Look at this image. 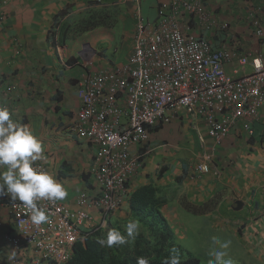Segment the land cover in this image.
I'll use <instances>...</instances> for the list:
<instances>
[{
    "label": "crops",
    "instance_id": "0c3cea01",
    "mask_svg": "<svg viewBox=\"0 0 264 264\" xmlns=\"http://www.w3.org/2000/svg\"><path fill=\"white\" fill-rule=\"evenodd\" d=\"M160 1L140 0L147 20H157ZM208 6L220 20L232 18L240 53L264 49L244 19L245 0H209ZM90 10L108 13L106 25L76 34V21ZM135 11L133 0H0V105L7 106L12 118L28 125L43 142L47 159L39 162L66 187L68 196L61 202L71 206L76 205L82 189L93 190L90 170L96 149L72 131L81 104L78 80L87 68H112L128 60ZM211 37L216 47L233 43L226 32ZM119 42L130 47L123 62L109 53L117 50ZM236 64L233 58L227 70L233 73ZM179 114L168 124L152 127L146 147L134 148L143 154V165L128 182L129 194L147 184L156 186L166 203L163 212L172 224L177 221V208L170 199L184 209L188 203L202 204L204 216L216 212L215 217L235 219L238 224L246 219L245 208L254 206L256 213L264 215V105L251 121L252 135L238 122L221 143L209 136L202 118L184 111ZM206 153L214 154L211 171L198 174L194 167ZM127 209L123 206L115 216L125 215ZM1 221L13 227L6 205L0 208V233L4 229ZM239 227L246 234L261 235L254 230L260 229L258 224L253 229L244 221ZM14 254L0 239V264ZM31 255L32 251L26 258Z\"/></svg>",
    "mask_w": 264,
    "mask_h": 264
},
{
    "label": "built area",
    "instance_id": "2783aa9c",
    "mask_svg": "<svg viewBox=\"0 0 264 264\" xmlns=\"http://www.w3.org/2000/svg\"><path fill=\"white\" fill-rule=\"evenodd\" d=\"M133 1L137 21L128 61L86 74L79 83L81 106L73 129L96 147L91 168L96 187L91 194L82 192L75 207L39 201L49 215L40 226L31 222L30 210L19 201L7 204L0 197L15 225L2 238L20 252L32 250L36 262L68 261L82 231L97 224L94 213L105 217L124 201L127 182L142 165L132 145L149 140L146 125L168 123L184 111L205 119L210 134L221 140L238 120L246 121L252 132L248 119L257 117L264 105V49L244 55L235 46L216 47L211 36L228 32L231 21L220 20L209 0H161L155 21L143 16L140 0ZM248 2L247 19L264 48V0ZM235 57L230 73L226 64ZM256 58L261 59L259 68ZM212 156L206 153L197 162L198 174L211 170ZM8 264H17V259Z\"/></svg>",
    "mask_w": 264,
    "mask_h": 264
},
{
    "label": "clouds",
    "instance_id": "9594fccd",
    "mask_svg": "<svg viewBox=\"0 0 264 264\" xmlns=\"http://www.w3.org/2000/svg\"><path fill=\"white\" fill-rule=\"evenodd\" d=\"M248 1L249 0H245V4H246L245 14H247V10L250 7ZM254 3H255V0H254ZM158 5H159V3H158ZM157 9H158V7H157ZM90 11H92V10H90ZM88 13H89V11L86 12L83 17H81L80 19H78L76 21L75 29H73V30H75L76 34L82 35L85 32H88L90 30H94V29L98 28V26H97V27L92 28V29H87V30H83V31L79 30L78 22L81 19H83L85 16H87ZM244 19L248 23V27L250 28L252 35L257 39L256 35L253 32L252 26L250 25V23L247 19V15L244 16ZM226 20L232 21V18L225 19V21ZM100 26H104V25H100ZM219 33H222V32H219ZM226 33L228 34V36L229 35L232 36L231 42L233 41V43H230L227 46H229V47L235 46L237 53H240L238 48H237L238 34L236 32H234V30L232 29V25H231V28L229 29V31ZM86 44H88V43H86ZM132 48H133V45H132ZM131 53H132V49H131L129 56L131 55ZM240 54L248 55V53H240ZM249 54L252 55V53H249ZM234 60H235V62H237L236 57L234 58ZM126 62H124V63H126ZM87 63L90 64L89 62H87ZM124 63H121V64H124ZM253 63L255 64V66L257 68H259L261 66V59L256 58L253 61ZM121 64L114 65L112 68H114L118 65H121ZM90 65H92V64H90ZM248 65H250V64H248ZM101 69H110V68L100 67L97 69H93V68L85 69L81 73L80 78L78 80V90H79V83L83 79L84 75L97 72ZM13 88L14 87H12L11 89H13ZM78 90H77V94H78ZM80 101H81V99H80ZM80 106H81V104H80ZM259 113H260V111H259ZM77 115H78V113H77ZM258 115H257V117H258ZM12 116H13V113L7 106L0 105V197H3V202H5L7 204H8V200H11L13 203H15L16 201H19L24 207H26L27 209L30 210L31 222L36 226H40V225L47 223L49 221V215L46 213V210L43 207L38 206V202L44 201V200L50 201V202H56V201L61 202L67 198L68 190L60 181H58L55 178V176L51 172H49L47 170L45 164H43L42 162H39V161H44L47 159V157L44 154L45 153V146H44L43 142L40 140V138L37 135H35V133L31 130V128L28 125L20 124V123L16 122L12 118ZM196 117H198V116H196ZM257 117H255L253 119H248L249 128L251 129L252 132H250L245 127L246 121H244V120H238L235 125H237L238 122H241L243 124L245 130L247 132H249L250 135H252L254 132V129H253V125H252L251 121L255 120ZM200 118H202V117H200ZM76 120H77V116H76ZM125 120H126L125 118H122V120H121L122 123ZM203 120L205 121V123L207 125V132H208L209 136L212 137L213 139H215V141L217 143H221L231 133L232 129L235 127V125H234L231 128L229 134L225 138L218 140L210 134V132H209L210 127H209L207 121L205 119H203ZM170 122H168V123H170ZM168 123H165V124H168ZM162 125H164V123H158L157 125H146V130L149 134V140L145 143H138L136 145H132V151L134 153H136L137 155H139L140 160L142 162V165H143V154L135 152L134 148L136 146L146 147V145L149 144L150 138H151L150 129L152 127L156 128V127L162 126ZM73 127H74V125H73ZM73 127H72V131L78 136L77 132L74 131ZM212 155L214 156L213 153H212ZM213 156H212V161H213ZM37 163H41L44 166V168L41 167L40 165H38ZM141 166L139 168H141ZM91 168H92V166H91ZM194 170L198 173V171L196 170V165L194 167ZM90 174H91V177L93 179V188L92 189H94L96 187V185H95V181H94L93 174H92L91 170H90ZM128 182H127V193H126V197H125L124 201L119 205V207L114 212L111 211L110 213H107L105 217L102 216L101 214H98V212L94 213L98 222L93 227H95V228H99V227L100 228L101 227L106 228L108 226V223H109V217L115 216L116 211H118L120 208H122L125 205L128 206V209L126 210L127 211L126 214H129V212H130L129 200H130L132 194L130 195L128 192ZM85 191H87L91 194V190H89V188H84L80 191L79 195ZM79 195H78V197H79ZM5 196L10 197V199H8V197L6 198ZM78 197H77V199H78ZM77 199H76V204H77ZM5 203H3V205H6V207H7V204H5ZM61 203H63V202H61ZM241 203H242V201H241ZM64 204L69 205L66 203H64ZM75 206H73V207H75ZM0 208H1V206H0ZM162 212H163V209H162ZM163 214H164V212H163ZM125 215H123V216H125ZM123 216H121V217H123ZM164 216H165V214H164ZM166 219L169 221L170 224L172 223V222H170V220L167 217H166ZM104 220H105V222H103ZM12 222H13V220H12ZM103 223H105V224H103ZM3 224H4V229L0 233V239L6 245H8L5 242L4 238H2V236L4 233H6L7 230L10 232L14 231L15 225H14V222H13V227H11V226L7 227L6 222H4ZM6 227L8 229H6ZM93 227L91 229H93ZM91 229H89V230L86 229V231H82V235L79 237V239L76 241V243L80 239H82L84 234L88 233ZM125 232H126V235H124L119 229H115V228L109 229L106 236L102 235V236L96 238V243L99 244L101 247H105L108 249H112L114 247L119 248L121 246H124V245L129 243V240H134L140 234V221L138 219H129V221L125 225ZM211 239H212V244L214 246H218V247H214L213 250L210 251L209 255L213 259L209 260V264H232V261L230 259H225V257L228 255L226 250L229 248L231 242L230 241H221L216 236H213ZM76 243H75V245H76ZM75 245H74V248H75ZM74 248H73V254H74ZM13 250L15 251V254L11 257V259L6 264H8L13 258L17 259V264H43V263L57 264L55 262L52 263V262H48V261L42 260V259L40 261L36 262L35 261L36 254L34 252H32V255L30 256V258L27 259L26 257H28L31 254V252L28 251L29 250L28 248H26V250L22 251V252L14 249V248H13ZM26 251H28V252L26 253ZM73 254H72V256H73ZM15 255H17V256H15ZM18 260H20V261L18 262ZM69 260L62 263V264H67L69 262ZM137 264H150V259L148 257H145V256H139V257H137ZM163 264H181V255H180L179 250L177 248L170 249L169 255L164 259Z\"/></svg>",
    "mask_w": 264,
    "mask_h": 264
},
{
    "label": "trees",
    "instance_id": "16d2710c",
    "mask_svg": "<svg viewBox=\"0 0 264 264\" xmlns=\"http://www.w3.org/2000/svg\"><path fill=\"white\" fill-rule=\"evenodd\" d=\"M107 14L89 11L87 16L78 22L80 31L106 25ZM222 30H219L221 32ZM130 212L125 216H111L106 228L91 229L84 234L74 248V254L67 264H137V257L145 256L150 259V264H163L169 255V250L177 248L181 255V264H201L200 259L194 255L184 256V250L174 231L169 226V221L162 212L166 204L164 198L157 193L156 186L147 184L132 193L129 200ZM190 203L185 204L191 208ZM193 208V206H192ZM197 213H205L203 209L193 208ZM134 213V216H132ZM143 215L150 217L147 222ZM131 217V218H130ZM129 219L140 221V234L129 243L119 248L108 249L96 243V238L106 236L109 229H119L124 235L125 225ZM163 221L164 229L159 223Z\"/></svg>",
    "mask_w": 264,
    "mask_h": 264
},
{
    "label": "rangeland",
    "instance_id": "374dc122",
    "mask_svg": "<svg viewBox=\"0 0 264 264\" xmlns=\"http://www.w3.org/2000/svg\"><path fill=\"white\" fill-rule=\"evenodd\" d=\"M118 28L120 27L117 25L116 29ZM129 49V46L119 42L117 50L113 51L112 49L109 53L111 55L114 53L113 57L117 61L123 62ZM247 70L250 71L251 67H248ZM170 201L171 205L177 208V221L174 222L175 224L169 223V226L181 243L185 257L191 254L198 257L201 264H209V260L213 259L209 255L210 251L214 247H218L212 244L211 239L213 236H216L221 241L231 242L229 248L226 250L228 255L225 259H230L232 264H264V215L260 212L256 213L254 206L245 208L246 212L243 217L246 219L240 220L243 222L247 221V224L251 225L253 229L254 224H258L260 229L254 230L261 233L259 237L252 236L251 233L246 234L245 229L239 227L243 222L238 224L235 219L231 221L223 220L215 217L217 215L216 212H214V216L209 217L192 210L193 208L203 209L202 204H194L191 205V208L187 207L184 209L182 205L173 203V199H170ZM132 216H134V213ZM143 218L146 221L150 220V217L145 215H143ZM159 225L166 229L163 226V221ZM178 230L180 235L177 233Z\"/></svg>",
    "mask_w": 264,
    "mask_h": 264
}]
</instances>
